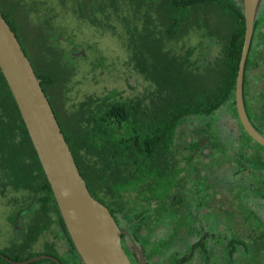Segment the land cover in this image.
<instances>
[{"label":"flooded vegetation","instance_id":"flooded-vegetation-1","mask_svg":"<svg viewBox=\"0 0 264 264\" xmlns=\"http://www.w3.org/2000/svg\"><path fill=\"white\" fill-rule=\"evenodd\" d=\"M11 1L0 0V9L51 99L54 87L42 75L38 60L42 53L50 59L53 56L33 45L27 36L39 30L45 32L30 19L38 7L31 1ZM75 4L81 17L102 14L129 19L125 30L131 37L135 33V20L148 19L140 30L150 39L161 24L155 26L149 20L165 14L166 0H144L141 5L134 0H75ZM176 4L178 31L194 37L189 46L159 45L160 53L169 52L168 55L175 57L180 83L190 88L187 93L191 95L190 113L176 132L177 172L154 191L153 184L146 189L102 192V201L123 230L121 242L133 264H142L136 245L148 264H264V146L246 131L235 98L243 48L242 43L237 60L236 34L242 15L244 19L243 0H177ZM21 12L27 17L22 19ZM54 43L49 41L46 45ZM130 47L134 51V45ZM145 55V67L140 68L137 59V68L150 84L148 101H144L151 106L154 100L163 99L164 93H161V75L152 67L150 43ZM81 57H85L81 49L69 51L63 54L61 65L70 66ZM221 70L223 79L218 84ZM243 93L248 116L264 135V0L259 1L256 12ZM189 118L190 138L180 142L182 127ZM31 160L26 159L28 163ZM36 167L38 183L42 181L46 185L41 161ZM222 167L225 171L220 174ZM16 188L27 191L25 202L18 199L10 204L11 223L18 236L11 239L9 246L16 254L1 248L0 251L14 259L20 253L27 258L46 253L56 256L63 264H84L57 201L46 205L40 202L36 188ZM46 191L51 195L49 189ZM39 242L42 246L35 250ZM40 260L44 261L38 264H57L52 259Z\"/></svg>","mask_w":264,"mask_h":264},{"label":"trees","instance_id":"trees-1","mask_svg":"<svg viewBox=\"0 0 264 264\" xmlns=\"http://www.w3.org/2000/svg\"><path fill=\"white\" fill-rule=\"evenodd\" d=\"M134 1L140 4L144 0ZM176 3L177 0H166L165 14L149 20L155 26L161 24L160 28L152 32L150 39L142 31L148 19L135 20L132 43L139 66L145 67V48L150 43L152 67L161 75V93H164V96L162 101L154 100L151 106L143 99L136 101L116 99V93L111 92L105 100L94 97L84 101L72 116L62 114L56 102L62 77L46 67L50 65L53 57L47 58L42 53V57L38 60L42 75L48 85L54 87L55 91L50 101L80 172L86 179L91 194L100 201L103 198L102 192H123L143 187L146 189L153 184L156 185L152 190L154 191L164 186L163 182L170 180L175 171L177 172L174 165L179 150L175 138L178 126L191 110V95L187 93L190 88L180 83L175 57L168 55L169 52L160 53L159 48L160 44L179 40L186 35H181L178 31ZM16 15L18 17V14ZM19 15L22 19L27 17L25 12ZM4 17L6 18L5 15ZM6 20L8 21L7 18ZM139 21L142 22V30L139 28ZM244 35L245 22L242 15L236 34V42L239 45L237 60ZM27 36L33 45L41 48L38 34L28 33ZM40 42L41 45L45 44L41 37ZM159 65H162L160 69ZM222 79L221 70L216 82L221 84ZM220 101L221 99L216 101V106ZM29 157L32 160L28 163L26 159ZM37 163L40 165L37 151L0 69V169L8 170L9 180L15 187L36 188L41 196L40 202L46 205L56 203L46 176V185L42 184V181H39L40 185L38 183ZM46 189H49L51 195ZM154 193L153 196L156 195ZM26 256H15V259H26ZM42 261L44 260L35 263Z\"/></svg>","mask_w":264,"mask_h":264},{"label":"water","instance_id":"water-1","mask_svg":"<svg viewBox=\"0 0 264 264\" xmlns=\"http://www.w3.org/2000/svg\"><path fill=\"white\" fill-rule=\"evenodd\" d=\"M260 0H243L245 35L236 80V106L240 120L250 136L264 146V135L256 129L246 111L244 75L253 39L254 23ZM0 69L10 87L37 151L70 236L84 264H133L122 242L123 230L109 207L94 197L80 172L42 78L25 53L20 40L0 9ZM142 264H148L136 245ZM10 263L28 264L40 259L62 261L42 253L14 259L0 251Z\"/></svg>","mask_w":264,"mask_h":264},{"label":"rangeland","instance_id":"rangeland-1","mask_svg":"<svg viewBox=\"0 0 264 264\" xmlns=\"http://www.w3.org/2000/svg\"><path fill=\"white\" fill-rule=\"evenodd\" d=\"M25 1H31L38 7L30 19L45 31L36 29L35 34L45 42L41 45L38 40L40 47L53 56L50 65L46 67L62 77L56 96L62 114L72 116L84 101L94 97L105 100L111 92H115V98L119 100L148 101L150 84L137 68L138 58L130 47L133 44L132 37L125 30L129 19L102 14L98 17H81L77 14L75 0ZM138 24L142 28V22L139 21ZM49 41L57 44L47 46L46 42ZM193 42V35L188 34L179 40H172L170 45L189 46ZM78 49L85 53V57L77 59L70 66L62 67L63 54ZM51 91L53 93L54 88ZM191 128L189 118L182 127L180 142L190 138ZM255 146L260 148L259 144ZM219 170L222 174L225 167ZM9 179L8 170L0 169V248L6 253L16 254L10 248L11 239L18 236L11 223L10 204L18 199L25 202L27 191L17 189ZM37 244L39 245L34 246L35 250L42 246L41 242ZM19 256L22 257V253ZM2 259L0 258V264H14Z\"/></svg>","mask_w":264,"mask_h":264}]
</instances>
